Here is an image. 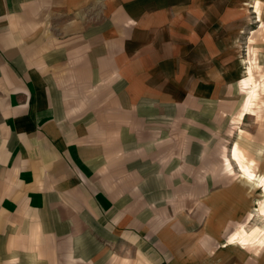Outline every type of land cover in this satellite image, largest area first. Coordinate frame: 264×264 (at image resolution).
Listing matches in <instances>:
<instances>
[{"label": "crops", "instance_id": "1", "mask_svg": "<svg viewBox=\"0 0 264 264\" xmlns=\"http://www.w3.org/2000/svg\"><path fill=\"white\" fill-rule=\"evenodd\" d=\"M153 1L0 0V264H109L117 245L142 264H195L184 246L195 226L179 202L201 193L171 183L186 169L170 164L190 133L202 141L201 119L216 126L201 107L219 108V61L203 60L201 38H180V13L163 17ZM230 152L253 180L237 144ZM257 211L264 218V200ZM227 242L250 248L264 234L241 225Z\"/></svg>", "mask_w": 264, "mask_h": 264}, {"label": "rangeland", "instance_id": "2", "mask_svg": "<svg viewBox=\"0 0 264 264\" xmlns=\"http://www.w3.org/2000/svg\"><path fill=\"white\" fill-rule=\"evenodd\" d=\"M153 2L155 8L159 2L164 6L163 17L166 12L180 13L175 16L183 19L181 24H185L180 38H185L187 45L191 44V39L201 38L203 60L208 59L210 54H217V70L212 71L217 79L211 81L218 85L217 92H223V96L219 95L218 110L208 112L213 107H201V111L204 113L206 110L205 113L211 118L216 113L215 127H209L205 123L209 121L205 119H201L204 123L196 127L201 131L202 141H198L199 135L190 136L189 132L193 131L190 127L186 129L189 134L186 137L191 142H185L180 157H177L179 143L172 136H169V142L163 149L171 154V161L178 158L171 166L176 162L186 169V174L171 173L170 182L174 183L175 180L177 184L180 181L189 186L185 192L189 195L201 193L200 203L195 204L189 196L179 202L180 210L185 209L187 220L194 223L196 230L193 237L184 238L187 249H182L193 258L195 264H264V243L242 248L227 242L241 225L247 231L261 229L264 234V218L257 211L264 200V185L255 184L256 178H264V0ZM195 9L201 11L200 16L192 13ZM194 17H200V20H196V32L192 25ZM202 65L204 71L208 63ZM203 73L210 77L208 70ZM244 81L249 82L248 85H243ZM247 92L254 95L249 110L239 116ZM181 129L178 128V132L181 133ZM160 131L167 134L170 129L156 127L149 133L160 134ZM235 144L250 164L253 180L241 174L239 164L232 158L230 151ZM198 151H201V161L196 158ZM157 153L160 154V151ZM156 156L155 161L159 158V155ZM246 178L250 182L247 183ZM195 184L202 188L201 192L199 188L195 189ZM173 191L180 193L179 188ZM249 215L252 216L250 219ZM99 239H96L98 247L109 245ZM83 243L86 244L85 241ZM106 252L97 249L93 257L100 261ZM139 258L132 251L117 245L109 264H142Z\"/></svg>", "mask_w": 264, "mask_h": 264}]
</instances>
